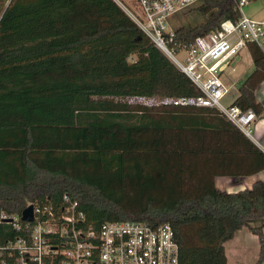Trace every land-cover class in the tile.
Returning <instances> with one entry per match:
<instances>
[{"label": "trees", "instance_id": "trees-1", "mask_svg": "<svg viewBox=\"0 0 264 264\" xmlns=\"http://www.w3.org/2000/svg\"><path fill=\"white\" fill-rule=\"evenodd\" d=\"M239 1L200 0L175 42L238 20ZM247 51L231 105L261 119L264 55ZM200 95L114 0H0V204L67 194L97 227L167 223L179 264H228L224 244L246 228L261 264L264 180L226 192L215 178L263 172L264 152L216 108L129 102Z\"/></svg>", "mask_w": 264, "mask_h": 264}, {"label": "built area", "instance_id": "built-area-1", "mask_svg": "<svg viewBox=\"0 0 264 264\" xmlns=\"http://www.w3.org/2000/svg\"><path fill=\"white\" fill-rule=\"evenodd\" d=\"M149 40L201 92L196 98L143 100L147 105L170 104L216 108L248 138L254 140L255 116L224 100L227 89L221 73L232 58L253 44L264 55V20L245 17L225 20L216 31L190 42H175L170 19L198 5L200 0H114ZM183 53V62L176 56ZM31 206L32 220L22 211ZM264 260V240L262 242ZM0 264H179V246L167 223L105 222L95 226L79 210L77 201L64 194L58 203L34 200L21 211L0 204Z\"/></svg>", "mask_w": 264, "mask_h": 264}, {"label": "rangeland", "instance_id": "rangeland-1", "mask_svg": "<svg viewBox=\"0 0 264 264\" xmlns=\"http://www.w3.org/2000/svg\"><path fill=\"white\" fill-rule=\"evenodd\" d=\"M127 5L130 3L126 2ZM245 4L241 8V13L255 21L264 20V0H244ZM193 16L191 14H184L180 12L175 14L169 21V28L175 29L185 20H192ZM185 55L183 53L176 56L177 60L183 62ZM229 66L224 70V74L221 77V80H228L231 83H234V88L237 89L241 83L240 79L243 78L245 72L248 74L252 70L251 57L249 52L246 49L241 50L236 56L231 60ZM242 82V81H241ZM131 103H138L147 105V102L143 100H130ZM264 177V172L262 173ZM232 181H237L234 178H230ZM252 179H248L247 182H250ZM237 186L239 182H236ZM238 191V190H237ZM253 225H258L259 221L252 223ZM262 239L264 240V230L262 233ZM226 250L229 255V262L231 264H256L259 259L260 251V241L256 235H253L248 229L243 228L238 231L234 238L226 244ZM261 264H264V260Z\"/></svg>", "mask_w": 264, "mask_h": 264}, {"label": "crops", "instance_id": "crops-1", "mask_svg": "<svg viewBox=\"0 0 264 264\" xmlns=\"http://www.w3.org/2000/svg\"><path fill=\"white\" fill-rule=\"evenodd\" d=\"M230 63H233V62H230ZM251 64H252V70H250V71L252 72L253 71L252 60H251ZM223 74H224V72L221 73L220 80H221V77ZM249 74H248V72H245L243 78L239 80L240 81L239 83L242 84V82L246 79V77ZM221 81H222L223 85L227 89H229L228 94L225 97L224 102H225V104H230L237 97L238 88L235 89L233 86L234 83H231L228 80H225V81L221 80ZM256 99L264 108V81L261 83V85L256 90ZM252 127H253V136H254V140H252V141L255 143V145L260 150H262L264 152V118H261V119L255 118L254 122L252 123ZM263 172L255 175V176L242 178L239 181H232V179L226 178V177H217V178H215V185L220 190L226 191V192H236L237 190L240 191V190H244V189H249L254 182L259 181V180H264V177L262 176ZM248 179H252V180L250 182H247ZM236 182H239L240 186H237ZM227 243L224 244V251H225L227 263L231 264L229 262V255H228L227 250H226V244Z\"/></svg>", "mask_w": 264, "mask_h": 264}, {"label": "water", "instance_id": "water-1", "mask_svg": "<svg viewBox=\"0 0 264 264\" xmlns=\"http://www.w3.org/2000/svg\"><path fill=\"white\" fill-rule=\"evenodd\" d=\"M22 219L23 220H28V221L32 220V207L31 206L25 208L22 211Z\"/></svg>", "mask_w": 264, "mask_h": 264}]
</instances>
